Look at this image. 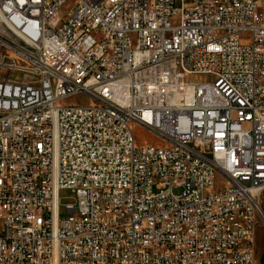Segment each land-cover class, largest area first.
Returning <instances> with one entry per match:
<instances>
[{"label": "built area", "instance_id": "obj_1", "mask_svg": "<svg viewBox=\"0 0 264 264\" xmlns=\"http://www.w3.org/2000/svg\"><path fill=\"white\" fill-rule=\"evenodd\" d=\"M66 1L0 0V264H257L264 0Z\"/></svg>", "mask_w": 264, "mask_h": 264}, {"label": "rangeland", "instance_id": "obj_2", "mask_svg": "<svg viewBox=\"0 0 264 264\" xmlns=\"http://www.w3.org/2000/svg\"><path fill=\"white\" fill-rule=\"evenodd\" d=\"M73 5V0H67L63 6V10L67 11ZM171 22L176 24L178 22V18H172ZM241 44H249L250 39L248 36H242L240 39ZM201 81H206L209 78L206 76L200 77ZM82 101L84 103H92L93 101L85 95H76L71 98L63 99L59 102V105H66L71 103H76ZM131 129L133 132L134 144L136 147L145 146V145H153V146H164V142L158 138L152 132L146 130L142 126L137 124H131ZM182 189H175L174 193L179 194ZM59 203H60V216H67L68 213L66 211V205L73 204L72 194L69 190H61L59 193ZM256 245H255V256L257 260V264H264V229L261 226L257 227L256 232Z\"/></svg>", "mask_w": 264, "mask_h": 264}]
</instances>
